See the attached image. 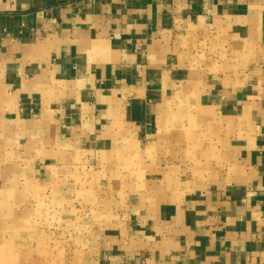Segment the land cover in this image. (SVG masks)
<instances>
[{"label":"crops","instance_id":"crops-1","mask_svg":"<svg viewBox=\"0 0 264 264\" xmlns=\"http://www.w3.org/2000/svg\"><path fill=\"white\" fill-rule=\"evenodd\" d=\"M2 163L99 187L88 264H264V0H0Z\"/></svg>","mask_w":264,"mask_h":264},{"label":"rangeland","instance_id":"rangeland-1","mask_svg":"<svg viewBox=\"0 0 264 264\" xmlns=\"http://www.w3.org/2000/svg\"><path fill=\"white\" fill-rule=\"evenodd\" d=\"M94 189L81 179L0 178V264H88L87 239L99 229L90 223L119 217Z\"/></svg>","mask_w":264,"mask_h":264}]
</instances>
